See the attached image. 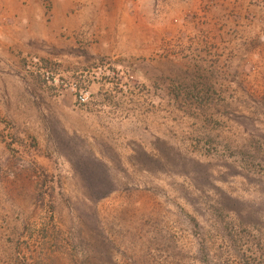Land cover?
I'll use <instances>...</instances> for the list:
<instances>
[{
    "label": "rangeland",
    "instance_id": "obj_1",
    "mask_svg": "<svg viewBox=\"0 0 264 264\" xmlns=\"http://www.w3.org/2000/svg\"><path fill=\"white\" fill-rule=\"evenodd\" d=\"M0 264H264V0H0Z\"/></svg>",
    "mask_w": 264,
    "mask_h": 264
},
{
    "label": "built area",
    "instance_id": "obj_2",
    "mask_svg": "<svg viewBox=\"0 0 264 264\" xmlns=\"http://www.w3.org/2000/svg\"><path fill=\"white\" fill-rule=\"evenodd\" d=\"M84 101V100H83Z\"/></svg>",
    "mask_w": 264,
    "mask_h": 264
}]
</instances>
